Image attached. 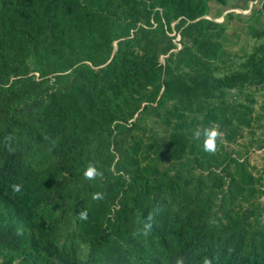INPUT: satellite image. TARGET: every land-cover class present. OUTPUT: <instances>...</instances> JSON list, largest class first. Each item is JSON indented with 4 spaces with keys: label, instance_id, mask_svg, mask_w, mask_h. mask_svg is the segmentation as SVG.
<instances>
[{
    "label": "rangeland",
    "instance_id": "obj_1",
    "mask_svg": "<svg viewBox=\"0 0 264 264\" xmlns=\"http://www.w3.org/2000/svg\"><path fill=\"white\" fill-rule=\"evenodd\" d=\"M116 1L125 8L136 6L149 15L152 28L143 26L145 32L139 33L136 51H141L144 40L149 38L147 31L156 26L154 13H160L166 37L152 38L163 42L162 46L168 44L170 49L158 58L157 66L164 67L171 59L170 65L176 68V59L183 47L177 26L185 17H175L170 8L160 5V0ZM205 1L206 15L192 22L204 19L221 26L216 32L211 30L213 52H209L214 55L208 62L211 76L228 78L240 73L242 79L237 87L227 88L219 96L213 95L204 101L198 95L201 83L194 85L191 107L183 111L184 115L176 113L177 121L169 112L186 102L176 104L162 97L161 89L153 103H142L134 116L123 122L127 129L117 135V150L113 145L115 135L109 136V129L118 121L93 113L84 120H75L74 124L69 119L76 115L49 127L43 124L40 108L33 116L39 123L36 126L40 128V142L33 140V134L26 128H15L12 140L4 138L0 170L12 175L22 185L23 192L48 203L44 238L49 241L51 262L87 264L90 260L92 264H122L125 254L130 255L131 264L148 262L121 236L124 232L134 239L135 228L140 227L132 214V221L124 220L135 197L151 204L160 205L164 201L168 214L177 216L178 224L174 218L171 221L182 240L180 244L196 237V247L211 244L264 252V64L256 67L259 75L250 77L246 73L250 68L246 66L248 58L264 44V8L262 0H226L225 5ZM73 2L80 8L86 4L94 8L103 6L97 0ZM93 13L96 14L95 10ZM104 24L107 26L108 21ZM116 25L114 37L120 35V27ZM137 31L132 29L127 39L138 38ZM113 39L84 36L62 54L70 58L64 64L61 61L45 68L43 77L28 57L23 66H2L0 73L7 74L9 83L14 79L20 81V88L25 92L18 102L21 106L27 98L33 99L34 94L56 91V79H64L61 81L64 83L66 77L75 73L80 79L86 77L85 89L89 90L96 82L89 73L96 74L105 68L114 58L117 42L125 38ZM201 41L202 37L192 41V47L198 49L195 42ZM60 64L63 65L60 67ZM83 65L86 74L79 70ZM176 72L187 70L180 67ZM144 105L149 110L140 117L138 113ZM56 110L55 107L53 114ZM226 120L234 123L237 130L233 131ZM210 127L220 133L215 153L203 149V133ZM53 129L55 134H51ZM197 130L199 139L195 138ZM11 158L12 164L4 163ZM90 163L103 175L85 179L84 171ZM95 193H103L104 198L94 200ZM80 201L88 204L86 220L74 209ZM2 219L0 213V235L7 234L5 244L11 247L18 230L14 226L19 221L14 219L10 223ZM5 258L0 253V264L10 260L6 255ZM11 264L24 263L20 257L12 259Z\"/></svg>",
    "mask_w": 264,
    "mask_h": 264
},
{
    "label": "trees",
    "instance_id": "obj_2",
    "mask_svg": "<svg viewBox=\"0 0 264 264\" xmlns=\"http://www.w3.org/2000/svg\"><path fill=\"white\" fill-rule=\"evenodd\" d=\"M97 1L103 6L94 8L86 4L84 8H80L74 6L73 0H0V69L2 66L12 68L17 64V67L23 66L28 57L36 64L39 76L43 77L45 68L61 61L64 64L70 57L66 55L64 58L62 54L71 44L81 42L84 36H99L100 40L107 36L114 38L113 40L125 38L117 42L114 58L105 68L96 74L89 73L96 79L89 90L85 89L86 77L82 76L80 79L75 73L66 77L64 83L61 82L64 79H56V91L34 94L33 99L27 98L24 106H21L18 102L25 92L20 88V81L14 79L9 83L7 74L0 73V161L4 138L12 140L15 128H26L33 134V140L40 142V128L36 126L38 121L33 118L35 111L40 108L45 120L43 124L49 127L55 123H64L66 117L72 115H76L69 119L72 124L75 120H84L92 113L103 119L106 116L114 117L118 123L113 129H109V136L115 135L113 145L117 150V135L127 129L123 122L131 119L142 103H153L161 89L162 97L171 99L176 104L186 102L183 107L176 106L169 112V115L174 116L176 113L184 115L183 111H189L194 85L201 83L198 95L205 101L213 95L219 96L227 88L237 87L241 81L242 74L237 72L228 78L211 76L208 64L214 59V55L209 52H213L211 30L216 32L221 26L204 19L192 22L206 15L205 0H160V5L170 8L175 17H185L177 26L183 47L177 56L176 68L170 65L171 59L164 67L157 66L158 58L170 49L168 44L162 46L163 42L152 38L164 37L166 34L163 17L159 12H155L153 16L156 26L147 31L149 38L144 40L141 51H136L135 46L141 35L139 33L145 32L143 26L152 28L149 15L135 8L136 6L125 8L116 0ZM214 1L226 4V0ZM262 4L264 8V0ZM94 10L96 14L93 13ZM104 21H108L107 26ZM116 24L120 27V35L114 37L112 34ZM167 26L170 31L169 23ZM132 29H138L135 37H139L134 40L127 39ZM199 37H202V41L195 42L198 49H194L192 41ZM170 41L167 38V43ZM108 50L111 52V44ZM257 50L258 53L246 62V66L250 65L246 72L250 77L259 75L256 67L264 64V44ZM84 67L83 65L79 70L86 74ZM180 67L187 72H176ZM69 81L71 82L67 85ZM55 107L57 110L53 114ZM148 110L149 106L144 105L138 116L143 117ZM174 118L177 121L175 116ZM225 122L233 131L237 130V126L230 120ZM53 131L51 134L56 133L55 129ZM119 155L122 156V152ZM12 159H5L4 163L12 164ZM14 183L18 184L12 175L0 170L1 216L10 223L14 219L19 221L18 226H14L18 230L11 247L5 244L7 234L0 235V253L3 259H6L5 255L10 257L11 261H7V264L20 257L24 264H43L42 259L46 260L44 264H55L50 261L49 241L44 238V221L49 214L48 203L30 192L21 190L14 193ZM167 208L164 201L160 205L151 204L135 197L132 199L131 211L125 213V222L135 218L140 227L135 228L134 239L124 232L121 236L139 251L141 258L148 260L143 264H176L178 258H183L184 264H204L205 259L210 260L211 264H264V252H247L211 244L196 247V237L185 239L180 244L182 240L175 227V223L178 224L177 216L169 215ZM74 209L79 214L88 210V204L86 201L76 202ZM173 218L175 223L171 221ZM145 224H151V228L145 229ZM8 229L11 227L8 226ZM129 258L130 255L125 254L122 264H131ZM157 259L162 261L156 262ZM87 264H92V261L89 260Z\"/></svg>",
    "mask_w": 264,
    "mask_h": 264
},
{
    "label": "clouds",
    "instance_id": "obj_3",
    "mask_svg": "<svg viewBox=\"0 0 264 264\" xmlns=\"http://www.w3.org/2000/svg\"><path fill=\"white\" fill-rule=\"evenodd\" d=\"M204 143H203V149L204 151L208 152V153H215L217 150V139L220 136L219 131L215 128V127H210L204 130ZM200 137V132L199 130H197L195 132V138L199 139ZM103 173L100 172L94 164L90 163L88 165V167L86 168V170L84 171V178L88 179V180H93L98 176H102ZM22 190V185L21 184H13L12 185V191L14 193H19ZM104 198V194L103 193H95L93 195V199L94 200H101ZM80 218L82 220H86L88 217V213L87 211H82L79 213ZM151 219V216H149V220ZM151 228V224H145V229H150ZM176 264H184V260L183 258H178L176 261ZM204 264H211L210 260L205 259L204 260Z\"/></svg>",
    "mask_w": 264,
    "mask_h": 264
}]
</instances>
